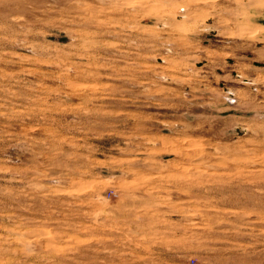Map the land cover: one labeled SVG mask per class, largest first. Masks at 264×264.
I'll return each mask as SVG.
<instances>
[{
	"label": "rangeland",
	"instance_id": "obj_1",
	"mask_svg": "<svg viewBox=\"0 0 264 264\" xmlns=\"http://www.w3.org/2000/svg\"><path fill=\"white\" fill-rule=\"evenodd\" d=\"M0 264H264V0H0Z\"/></svg>",
	"mask_w": 264,
	"mask_h": 264
}]
</instances>
